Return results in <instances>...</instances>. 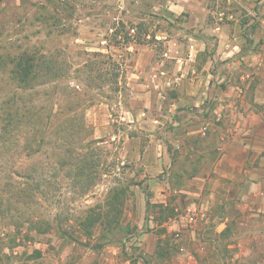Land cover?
I'll list each match as a JSON object with an SVG mask.
<instances>
[{
	"label": "rangeland",
	"instance_id": "obj_1",
	"mask_svg": "<svg viewBox=\"0 0 264 264\" xmlns=\"http://www.w3.org/2000/svg\"><path fill=\"white\" fill-rule=\"evenodd\" d=\"M169 4L0 0V58L51 54L64 70L22 90L0 64L1 109L13 92L14 104L28 109L22 118L9 110L20 145L7 139L0 147V264H264L256 246L263 240L243 221L249 211L205 207L206 190L196 187L237 122L263 133L264 14L228 19L225 0H210L208 24L236 23L230 33L242 36L219 59L216 31L189 29L187 13ZM202 120L211 121L206 136ZM45 123L55 133L35 134L24 148ZM25 153L40 164L36 196H18L25 182L5 158ZM82 158L87 167L77 174ZM219 214L230 216L220 233Z\"/></svg>",
	"mask_w": 264,
	"mask_h": 264
},
{
	"label": "crops",
	"instance_id": "obj_2",
	"mask_svg": "<svg viewBox=\"0 0 264 264\" xmlns=\"http://www.w3.org/2000/svg\"><path fill=\"white\" fill-rule=\"evenodd\" d=\"M168 1L170 2L168 8L172 9L173 13H187L188 21L186 24L189 29L200 27L204 30L209 28L213 33L216 31L212 41L219 45L216 52V57L219 59L227 57L226 55L231 53L237 46V41L241 40L242 36L237 35L235 37V33H230L231 30L234 32L235 29H239L236 23L230 24L231 28L229 25L216 26L208 24L207 13L210 0ZM225 3L227 8H229L227 12L228 19L235 20L238 13L242 10L246 11V14H252L255 13V9H258V12L264 14V0H225ZM238 6L241 7L239 11L237 9ZM200 42L206 44L208 41L206 37H203ZM138 46L139 51H143L146 48L143 44ZM225 46L228 48H224ZM145 54V61H147L150 54L148 52H145ZM193 89L194 87L189 85L186 88V92L191 93ZM210 91V87L207 88V92L209 93ZM263 100L264 96L261 95L260 101ZM210 122L209 120H202L203 125L200 126V129H202L200 131L201 135L206 136L205 131H203L205 128L204 124L207 125ZM262 123L264 124V120H262ZM243 125L242 128H240V122L234 125L233 129L235 131L233 135L230 136L227 145L218 154L219 156L214 161L212 168L199 171L196 187L198 194L201 190H206L202 194V205L204 206L208 207L209 205L218 204L222 207L228 206L227 212L233 206L234 208L239 207L243 213L245 211L260 213L259 219L251 222L253 219L247 212L243 221L245 220V223L251 224L250 230L253 228L258 230L254 236L261 237L263 242H256V246L260 251H264V130L260 134V131H254V128H249L245 121ZM243 131L250 133V135L245 138L244 134L240 135ZM210 171L212 175H210ZM229 214L223 216L219 214L218 218L215 216L216 229L219 233L226 229L227 221L230 219Z\"/></svg>",
	"mask_w": 264,
	"mask_h": 264
},
{
	"label": "trees",
	"instance_id": "obj_3",
	"mask_svg": "<svg viewBox=\"0 0 264 264\" xmlns=\"http://www.w3.org/2000/svg\"><path fill=\"white\" fill-rule=\"evenodd\" d=\"M0 64L4 65L5 67L8 66V77L6 78L9 82H15L17 83L18 88H24L22 90L28 89V88H34L35 86H40L41 84L46 83L48 79L50 80H57L60 77H62L64 74H61L62 71V63H60L57 59L53 57V55L48 56H42L41 54H35V53H28V52H22L19 55H16L14 57L9 58L8 55H6L3 58H0ZM17 92H13L10 97L3 102L2 109L0 107V147H4L6 145L7 139L9 142V146L12 144L18 147L20 144L18 143L17 137L12 138L13 140H17L13 143L11 139V135L15 132H17L19 128V124L14 123L13 120H9V116L11 115V112L9 110L14 108V111L16 116H19L20 118L25 117L28 113V109L20 110L21 106L14 104V102H17V99L15 98ZM13 104V105H12ZM7 107V110L5 109ZM30 108V107H27ZM22 109V108H21ZM5 113V114H4ZM1 115H5V117H1ZM11 117V116H10ZM47 124H43L41 128L37 129V133L33 132L34 134H31L30 139L25 138L24 141L21 143V145L25 148L28 145H32L33 141L32 138L35 134H39V140L40 138H43V136H48L50 134H54L55 130H49L46 131ZM14 131V132H13ZM80 131L82 132H88V126L83 122L80 124ZM53 132V133H52ZM15 135V134H14ZM29 144H28V143ZM35 143V142H34ZM33 143V144H34ZM36 150V149H35ZM34 150V151H35ZM71 154L70 150H67L66 158L69 157ZM34 155V156H33ZM31 155L30 153H25L24 156H18L17 158L13 157V154L7 155L5 158L9 161L12 159V164L14 165V173L17 177L23 179L22 187L17 189L18 196H36V194L39 192L38 185L40 183V164L38 160L36 159L35 154ZM72 156V155H71ZM65 161V160H64ZM51 163V162H50ZM52 164V163H51ZM56 164V163H55ZM69 172H71L72 168L69 166V162L67 164ZM86 164L84 158H82L81 163H79L78 168H75V171L77 174H79V171L86 169ZM21 173V174H19ZM21 181H19L20 184ZM26 186V187H25ZM87 215H85L83 221L81 224L88 225L90 224V221H87ZM98 222V220H97Z\"/></svg>",
	"mask_w": 264,
	"mask_h": 264
}]
</instances>
